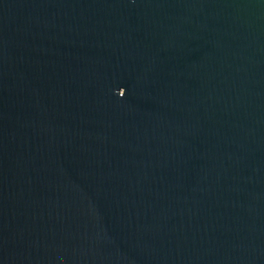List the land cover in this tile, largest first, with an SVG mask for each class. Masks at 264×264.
Returning a JSON list of instances; mask_svg holds the SVG:
<instances>
[{
  "label": "water",
  "instance_id": "1",
  "mask_svg": "<svg viewBox=\"0 0 264 264\" xmlns=\"http://www.w3.org/2000/svg\"><path fill=\"white\" fill-rule=\"evenodd\" d=\"M0 264H264V0H0Z\"/></svg>",
  "mask_w": 264,
  "mask_h": 264
}]
</instances>
